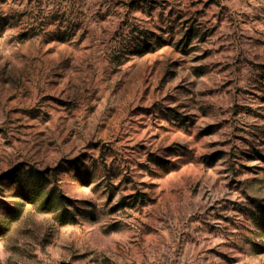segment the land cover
Returning a JSON list of instances; mask_svg holds the SVG:
<instances>
[{
  "label": "rangeland",
  "instance_id": "374dc122",
  "mask_svg": "<svg viewBox=\"0 0 264 264\" xmlns=\"http://www.w3.org/2000/svg\"><path fill=\"white\" fill-rule=\"evenodd\" d=\"M0 264H264V0H0Z\"/></svg>",
  "mask_w": 264,
  "mask_h": 264
}]
</instances>
